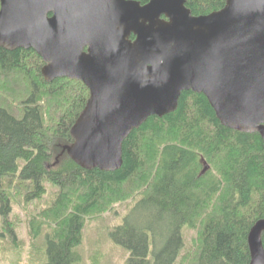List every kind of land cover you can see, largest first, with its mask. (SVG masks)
Returning <instances> with one entry per match:
<instances>
[{
	"label": "trees",
	"instance_id": "16d2710c",
	"mask_svg": "<svg viewBox=\"0 0 264 264\" xmlns=\"http://www.w3.org/2000/svg\"><path fill=\"white\" fill-rule=\"evenodd\" d=\"M185 3L202 15L226 0ZM43 66L31 48L0 46V216L11 239L13 197L39 201L50 186V203L31 223L32 238L49 229L38 264H81L86 217L137 195L109 233L129 264H249L248 233L264 218L259 132L223 125L202 93L183 91L175 110L128 134L119 169L84 168L67 147L88 88L73 78L48 81ZM185 228L195 230L188 250ZM261 240L264 247V230Z\"/></svg>",
	"mask_w": 264,
	"mask_h": 264
},
{
	"label": "water",
	"instance_id": "95a60500",
	"mask_svg": "<svg viewBox=\"0 0 264 264\" xmlns=\"http://www.w3.org/2000/svg\"><path fill=\"white\" fill-rule=\"evenodd\" d=\"M185 2L0 0V46L31 48L46 80L88 88L67 147L80 166L119 169L128 134L175 110L188 90L223 125L257 131L264 144V0H226L202 15ZM263 230L264 218L249 230V264H264Z\"/></svg>",
	"mask_w": 264,
	"mask_h": 264
},
{
	"label": "rangeland",
	"instance_id": "374dc122",
	"mask_svg": "<svg viewBox=\"0 0 264 264\" xmlns=\"http://www.w3.org/2000/svg\"><path fill=\"white\" fill-rule=\"evenodd\" d=\"M43 199L26 202L21 197H13L8 224L14 230V240L5 230V221L0 216V264H38L43 259L45 234L49 232L46 225L41 226L39 235L31 237L32 220L46 207L53 197L51 188ZM138 198L134 196L114 203L108 210L86 217L82 241L78 246L81 264H129V252L114 243L109 235L118 225L124 214ZM36 223V222H35ZM195 230L184 229L185 250L191 248ZM178 264V261L175 262Z\"/></svg>",
	"mask_w": 264,
	"mask_h": 264
}]
</instances>
